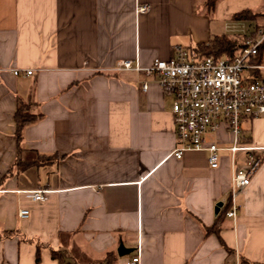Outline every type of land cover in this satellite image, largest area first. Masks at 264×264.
I'll return each mask as SVG.
<instances>
[{"label":"crops","instance_id":"1","mask_svg":"<svg viewBox=\"0 0 264 264\" xmlns=\"http://www.w3.org/2000/svg\"><path fill=\"white\" fill-rule=\"evenodd\" d=\"M243 9L264 14V0H218L211 13L203 0H0V264H59L51 250L67 264H128L137 248L140 264L264 262V151L236 221L208 232L229 198L228 155L216 168L204 151L175 158L171 97L155 75L114 69L247 33L231 18ZM20 101L37 118L18 141ZM246 121L242 143L262 144L264 116ZM36 189L45 199L27 197ZM120 243L134 250L118 255Z\"/></svg>","mask_w":264,"mask_h":264},{"label":"built area","instance_id":"2","mask_svg":"<svg viewBox=\"0 0 264 264\" xmlns=\"http://www.w3.org/2000/svg\"><path fill=\"white\" fill-rule=\"evenodd\" d=\"M146 9L147 5L138 7L140 12ZM263 42L264 29L258 28L255 36H248L244 47L233 58L202 56L190 47L177 45L168 59L155 58L147 66H140L137 60L120 59L114 67L115 70L155 75L163 94L171 97L176 136V146L171 153L175 158H181L186 151H204L208 165L216 168L220 164V152H228L230 207L226 216L233 221H236L239 208L236 199L262 163L259 154L264 151V142L243 144L242 123L264 116ZM20 72L13 70L16 75ZM22 72L30 75L33 71L25 69ZM147 86L144 82L142 90ZM223 140L230 145H221ZM239 152H243L241 161L238 160ZM47 192V189L30 190L27 197L41 201ZM29 214L27 208L18 210L20 218H27ZM128 264H140L139 248Z\"/></svg>","mask_w":264,"mask_h":264},{"label":"trees","instance_id":"3","mask_svg":"<svg viewBox=\"0 0 264 264\" xmlns=\"http://www.w3.org/2000/svg\"><path fill=\"white\" fill-rule=\"evenodd\" d=\"M204 1V6L208 13H211L218 0H203ZM264 15L259 12H254L250 9H243L238 12H235L232 15V20L234 21H254V26L253 29L247 33H222L219 35H214L212 36L208 42H200L196 43L194 46H190L195 52H197L199 55L202 56H212L215 58L222 57V56H227L229 58H233L239 51L244 47L245 45V40L249 36H255L256 30L258 28L264 29V21L259 22L255 21L257 17ZM264 47V42L261 45V48ZM260 59V56L258 57ZM30 106L31 103L29 102H19L17 110L15 112V122H16V135L18 141L21 139V133L23 127L34 121L37 118V114L32 113L30 111ZM249 140L247 137L242 140V142H248ZM263 159V158H262ZM38 159L33 160L31 162H24L22 164V167L25 165L29 164H37ZM19 164V162H18ZM21 167V168H22ZM230 207V201L229 198L224 202L222 205L221 211L219 212V216L216 220V222L207 228L208 232H213L218 234L219 231V226L218 222L221 220L223 217L226 216V212ZM51 256L52 258H57L59 261V264H67L64 262L62 259V253H60L58 250H51ZM62 257V258H61ZM39 260V252H36V261ZM111 258L106 257L104 259L103 263L109 262ZM246 264H264V262H246Z\"/></svg>","mask_w":264,"mask_h":264},{"label":"rangeland","instance_id":"4","mask_svg":"<svg viewBox=\"0 0 264 264\" xmlns=\"http://www.w3.org/2000/svg\"><path fill=\"white\" fill-rule=\"evenodd\" d=\"M244 24L243 25H245L246 27H248L249 29L248 30H246V32H249L250 30H252L253 28V26H254V21H247V22H243ZM251 28V29H250ZM245 30V29H244ZM242 128L244 129V131H245V133H246V135L247 134H250L251 132V129H250V127H249V123L246 121V122H244V123H242ZM227 144H229L230 145V143H221V145H227ZM257 153V152H256ZM220 154H227L228 155V152H226V151H224V152H220ZM243 155V152H239L238 153V155Z\"/></svg>","mask_w":264,"mask_h":264},{"label":"water","instance_id":"5","mask_svg":"<svg viewBox=\"0 0 264 264\" xmlns=\"http://www.w3.org/2000/svg\"><path fill=\"white\" fill-rule=\"evenodd\" d=\"M221 206H222V202H218L215 206V210L218 211L219 207ZM133 250L134 248H127L122 243H120L117 248L118 255H125V254L132 252Z\"/></svg>","mask_w":264,"mask_h":264}]
</instances>
